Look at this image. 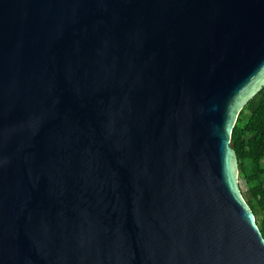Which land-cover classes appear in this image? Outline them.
I'll return each mask as SVG.
<instances>
[{
  "label": "water",
  "instance_id": "1",
  "mask_svg": "<svg viewBox=\"0 0 264 264\" xmlns=\"http://www.w3.org/2000/svg\"><path fill=\"white\" fill-rule=\"evenodd\" d=\"M263 86L264 0H0V264H264Z\"/></svg>",
  "mask_w": 264,
  "mask_h": 264
},
{
  "label": "trees",
  "instance_id": "2",
  "mask_svg": "<svg viewBox=\"0 0 264 264\" xmlns=\"http://www.w3.org/2000/svg\"><path fill=\"white\" fill-rule=\"evenodd\" d=\"M240 190L264 237V86L240 110L231 134Z\"/></svg>",
  "mask_w": 264,
  "mask_h": 264
},
{
  "label": "rangeland",
  "instance_id": "3",
  "mask_svg": "<svg viewBox=\"0 0 264 264\" xmlns=\"http://www.w3.org/2000/svg\"><path fill=\"white\" fill-rule=\"evenodd\" d=\"M242 183V181H240V184Z\"/></svg>",
  "mask_w": 264,
  "mask_h": 264
}]
</instances>
